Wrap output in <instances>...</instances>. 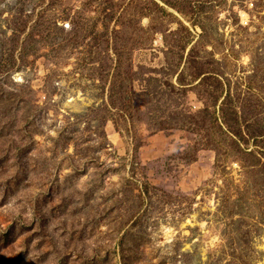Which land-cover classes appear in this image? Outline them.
Segmentation results:
<instances>
[{
	"label": "rangeland",
	"instance_id": "1",
	"mask_svg": "<svg viewBox=\"0 0 264 264\" xmlns=\"http://www.w3.org/2000/svg\"><path fill=\"white\" fill-rule=\"evenodd\" d=\"M0 264H264V0H0Z\"/></svg>",
	"mask_w": 264,
	"mask_h": 264
}]
</instances>
